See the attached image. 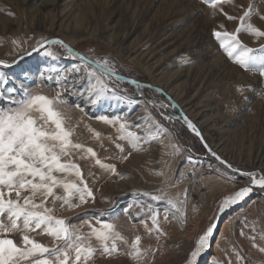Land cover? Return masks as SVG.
<instances>
[{
	"label": "rangeland",
	"instance_id": "obj_1",
	"mask_svg": "<svg viewBox=\"0 0 264 264\" xmlns=\"http://www.w3.org/2000/svg\"><path fill=\"white\" fill-rule=\"evenodd\" d=\"M235 2L247 6L250 0ZM258 6L264 13V4ZM224 10L230 15H242L239 8ZM212 12L203 0H0V60L14 64L32 52L39 41L60 39L91 60H108L118 75L153 85L165 93L137 88L106 75L116 94L110 93L107 99L92 106L86 96L78 94L83 91L82 82L75 87L71 84L73 76L80 75L72 69L82 66V62L77 56L69 57L59 45L48 49L56 58L46 56L43 49L11 68L0 66V74L7 75L11 84L48 94H55L60 84L65 83L48 80L49 75L68 76L69 89L61 92L70 122L78 125V139L93 147L100 158L110 157L105 162L115 163L118 175L81 161L86 175L95 174L87 176L95 203L66 211L59 201L53 205L49 198L48 206L55 208L54 215L76 226L86 219L93 223L96 219L118 221L122 234L129 240L138 234L144 246L153 248L146 264H152L153 259L154 264H186L197 242L195 234L199 230L204 232L215 221L210 247L197 264H228L229 258L235 264L232 247L241 251L246 264H264V253L241 235L242 231L252 234V221H256L257 231L264 230V191L256 190L227 213H219L223 197L241 186L240 183L234 186L229 179L239 174L231 173L204 147L207 143L212 152L234 168L264 172V78L234 63L214 36L216 31H235L239 21H229L220 14L213 16ZM252 23L264 29V21L259 17L253 16ZM76 24L78 28H87L90 37L72 38ZM239 38L253 49L264 46V38L243 33ZM46 68L57 71L45 72ZM149 101L166 107L153 106ZM181 111L196 125L203 142L184 123ZM165 115L173 116V120H165ZM101 116L120 117L121 122L127 121L129 129L142 137L150 125L149 130L156 132L159 139L146 143L142 140L139 150H132L127 141L118 139L119 125L107 124L99 119ZM89 127L101 132L102 139L96 140L89 134ZM116 143L124 147L123 153ZM122 155H128V159L121 161ZM206 167H210L212 174L204 173ZM240 179L242 182L243 178ZM160 190L165 193L164 201H153L144 195H159ZM168 199L185 201L181 207L186 220L171 215L174 210L165 202ZM152 211L159 213L165 233L159 241L155 232L145 233L142 223L148 220L151 226ZM165 212H170L169 224L162 221ZM228 215L230 224L214 253L212 241H217ZM184 222L190 223L186 235L180 232ZM83 230L88 231L86 226ZM31 235L42 243L52 244L47 235ZM14 237L19 240L18 233ZM257 243L264 246L259 237ZM95 264H131V261L127 257L108 260L97 253Z\"/></svg>",
	"mask_w": 264,
	"mask_h": 264
},
{
	"label": "snow or ice",
	"instance_id": "obj_2",
	"mask_svg": "<svg viewBox=\"0 0 264 264\" xmlns=\"http://www.w3.org/2000/svg\"><path fill=\"white\" fill-rule=\"evenodd\" d=\"M203 2L213 10V16L220 14L229 21H239L235 31H216L214 36L234 63L264 78V46L253 49L242 43L239 38L241 33L257 39L264 38V29L252 23L253 16L264 21V13H261L258 6L264 4V0H250L247 6L236 4L235 0H203ZM225 7L239 8L242 15H230L224 10ZM8 15L14 14L8 13ZM220 27L223 28V25ZM52 45H59L69 57L76 58L73 49L60 39L41 40L27 55L45 49L46 56L56 58L55 54L48 50ZM79 60L82 66L75 67L72 71L80 75L73 76L71 80L73 87L82 82L83 91H79V95L86 96L87 102L96 106L107 99L110 93L116 94L115 88L110 87L105 76L115 80H120L121 77L108 60H91L85 56H79ZM0 66L11 68L13 64L0 60ZM44 71L57 70L46 68ZM47 79H55L58 83L65 81V83L60 84L55 94H48L43 90L31 91L22 86L18 88L9 82L7 75L0 74V264H95L97 253L101 258L108 260L127 257L131 264H146L153 248L142 244L141 235L137 234L129 240L122 234L118 221L107 222L96 219L93 223L86 219L82 225L76 226L66 218L54 215L55 208L48 206L49 198L52 199L53 205L59 201L61 208L66 211L84 209L89 203H95V196L87 178V176L94 177L95 174L88 172L86 175L81 161H87L90 166H98L112 174L118 175V173L115 163L105 162L110 157L100 158L93 147L87 146L78 139L80 135L77 130L78 125L70 122V117L64 110L66 100L61 92V89L65 92L69 89V83L66 82L68 76L49 75ZM131 83L137 88L142 87L136 81ZM149 103L157 106L154 101ZM157 107L165 108L166 105L161 103ZM99 119L113 126L118 124V139L127 141L132 150L138 151L142 140L146 143L149 140L159 139L156 132L149 130L150 125L145 128V135L142 137L129 129L127 121L121 122L120 117L109 119L101 116ZM164 119L171 121L173 116L165 115ZM183 120L203 142V136L196 125L186 116ZM87 131L96 140L102 139L101 132L90 127ZM101 147H103L102 143ZM204 147L222 165L239 174L238 177L233 176L229 179L234 186L237 183L241 186L237 191L223 197L218 205L219 213L222 214L243 202L256 190L264 191V172L234 168L212 152L207 143H204ZM116 148L120 153L124 152L121 144L116 143ZM128 155H122L119 159L127 160ZM240 178H243L242 182ZM160 192L159 195L151 193L144 195L150 196L153 201H164L165 193L163 190ZM165 202L171 210H174L172 212L174 218L186 220L181 207L185 203L184 200L168 199ZM149 218L151 226L148 220L142 221L145 233L152 235L155 232V238L159 241L161 236L165 235L161 228L159 213L152 211ZM168 218L166 213L164 220ZM255 223L256 221H252L251 235L243 231L241 235L251 241L252 247L264 253V246L257 243V237L260 241H264V230L257 231ZM84 226L87 227V232L83 230ZM216 226L215 222L210 224L198 237L186 264H197L198 258L210 247V239L214 235ZM17 233L19 240L14 237ZM32 233L47 235L52 241L51 246L35 239ZM231 251L235 257V264H246L240 250L232 247ZM228 264H233L231 258L228 259Z\"/></svg>",
	"mask_w": 264,
	"mask_h": 264
},
{
	"label": "bare ground",
	"instance_id": "obj_3",
	"mask_svg": "<svg viewBox=\"0 0 264 264\" xmlns=\"http://www.w3.org/2000/svg\"><path fill=\"white\" fill-rule=\"evenodd\" d=\"M78 26H79V24H76V26L74 27V29H72L73 31H72V33H71V35L73 36L72 38H75V37H84V38H89L90 37V35H89V30L86 28V29H82L81 28V26H80V28H78ZM92 36V35H91ZM94 37V36H93ZM68 44V43H67ZM204 124V123H203ZM221 146V145H220ZM214 148H215V150L217 149H219L218 148V146H214ZM222 149V148H221ZM220 153H224L222 150H220ZM208 165V164H207ZM210 167H206L205 169H204V173L206 174H212L211 172H210ZM260 170H261V168H259ZM230 171H231V173H233V174H235V175H237L238 173H234L233 171H232V169H230ZM208 175H206V177H207ZM212 176V175H211ZM210 177V176H209ZM214 177V176H213ZM212 178V177H211ZM165 208V207H164ZM165 210H167V209H165ZM227 211H230L229 209L227 210ZM227 211H225V213H227ZM242 211V210H241ZM166 213H168V212H166ZM224 213V212H223ZM237 213V212H236ZM235 215V214H234ZM173 218V217H172ZM187 219V218H186ZM176 220V219H175ZM230 217H229V215L227 216V219L225 220V222L223 223V225H222V228H221V232H220V235H219V237H218V239H217V241L216 242H214V241H212V242H214L213 244H214V246H213V252L215 253V251L216 250H218L217 248H218V246L220 245V242H221V240L223 239L222 238V236L225 234L224 232H225V230H226V228H228V226H229V224H230ZM216 222V221H215ZM180 232H181V234H183V235H186L187 233H189L190 232V223H187V222H184V224L183 225H181L180 226ZM200 233V232H199ZM201 235V234H200ZM196 236V235H195ZM213 238V237H212ZM211 238V239H212ZM222 238V239H221ZM211 239H210V241H211ZM191 240V239H190ZM189 240V241H190Z\"/></svg>",
	"mask_w": 264,
	"mask_h": 264
},
{
	"label": "water",
	"instance_id": "obj_4",
	"mask_svg": "<svg viewBox=\"0 0 264 264\" xmlns=\"http://www.w3.org/2000/svg\"><path fill=\"white\" fill-rule=\"evenodd\" d=\"M67 45V44H66ZM68 47H70L69 45H67ZM71 48V47H70ZM72 49V48H71ZM41 50H43V49H41ZM40 50V51H41ZM74 52H75V54H76V56L79 58V56H82L81 54H79V53H77L75 50H73ZM37 52H33L32 53V55H24V56H22L23 57V59H26V58H29V57H31V56H33L34 54H36ZM23 59H18L17 61H18V63L21 61V60H23ZM18 63H14L13 64V66H16ZM12 66V67H13ZM2 67V66H1ZM119 77H121V79H120V81H123V82H125V83H128V84H130V85H133V86H135L134 84H132L131 83V81H135V80H132V79H130V78H127V77H123V76H121V75H118ZM138 84H140V85H142V87H147V88H150V89H152V90H155V91H157V92H160V93H163V94H165L161 89H159V88H156V87H154L153 85H150V84H146V83H142V82H138V81H136ZM171 100V99H170ZM171 102L173 103V105H175V108H179L178 106H177V104L173 101V100H171ZM181 113V116L182 117H184L185 116V114L181 111L180 112ZM214 243V242H213Z\"/></svg>",
	"mask_w": 264,
	"mask_h": 264
},
{
	"label": "crops",
	"instance_id": "obj_5",
	"mask_svg": "<svg viewBox=\"0 0 264 264\" xmlns=\"http://www.w3.org/2000/svg\"><path fill=\"white\" fill-rule=\"evenodd\" d=\"M166 213V212H165ZM167 214H170V212H168ZM171 215H172V213H171ZM173 216V215H172ZM159 219H161V217L159 216ZM162 221L163 222H166L167 224H169V223H171L170 222V220L168 219V220H164V216L162 217ZM200 231V233H198ZM195 235V240H198V237L200 236V234L202 235V230H199Z\"/></svg>",
	"mask_w": 264,
	"mask_h": 264
}]
</instances>
